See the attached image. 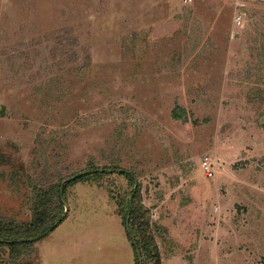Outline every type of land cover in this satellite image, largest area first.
<instances>
[{"label": "rangeland", "instance_id": "rangeland-1", "mask_svg": "<svg viewBox=\"0 0 264 264\" xmlns=\"http://www.w3.org/2000/svg\"><path fill=\"white\" fill-rule=\"evenodd\" d=\"M104 166L160 264H264V0H0V216ZM133 187L73 184L17 264H136Z\"/></svg>", "mask_w": 264, "mask_h": 264}, {"label": "trees", "instance_id": "trees-1", "mask_svg": "<svg viewBox=\"0 0 264 264\" xmlns=\"http://www.w3.org/2000/svg\"><path fill=\"white\" fill-rule=\"evenodd\" d=\"M172 116L173 118H179V114L176 112H173ZM107 170H111V173L121 171L116 166L89 167L84 173L79 174L75 180L67 182L63 187L62 197L64 202L66 190L70 186L84 180L104 178L110 175ZM118 173L128 180L130 187H133L134 176L132 174L125 171ZM63 181L58 180L57 183L37 189L34 188L30 207V222L20 223L14 219L0 216V253L7 256L6 262L4 263L0 260V264H17L25 255L29 254L28 252L32 248L34 241L39 240L42 234L60 219L63 213V205L60 201L59 188ZM137 189L131 202L128 222L129 234L132 239L127 233L126 235L132 247L133 242H135L140 254L141 264H160V256L157 247L154 245L148 211L140 205ZM131 193L132 191L126 192L124 194L125 198L118 201V209L124 222L129 208L128 199ZM133 250L136 264H138L134 247Z\"/></svg>", "mask_w": 264, "mask_h": 264}, {"label": "water", "instance_id": "water-1", "mask_svg": "<svg viewBox=\"0 0 264 264\" xmlns=\"http://www.w3.org/2000/svg\"><path fill=\"white\" fill-rule=\"evenodd\" d=\"M98 172H100V170H98ZM107 172L111 173L112 171H111V170H107ZM118 172H122V171H118ZM78 176H79V175H78ZM78 176L71 177V178H69V179H67L66 181H63V182L61 183L60 188H59V195H60V201H61V203H62V205H63V209H64L63 214H62V216L60 217V219H59L58 221H56V222L52 225V227H50L45 233L42 234V236H41L40 238L46 236L49 232H51L53 229H55V228L59 225V223H60L61 221H63L64 217H65L66 214H67V206L65 205V202H64L63 197H62V196H63V187H64V185H65L67 182H70V181L75 180ZM136 189H137V183H136V181L134 180V187H133L132 193L130 194L129 199H128V206H129V208H128V212H127V215H126V218H125V222H124L125 232L129 235V237H130L131 239H132V237H131L130 234H129L128 222H129V215H130V206H131V202H132L133 196L135 195ZM133 247H134V249H135V253H136L137 260H138V264H141L140 254H139V251L137 250V246H136L135 242H133Z\"/></svg>", "mask_w": 264, "mask_h": 264}]
</instances>
